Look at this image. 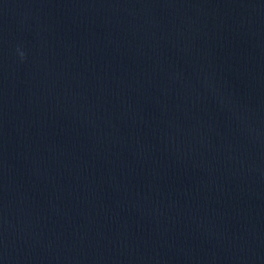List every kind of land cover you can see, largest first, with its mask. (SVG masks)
<instances>
[{"label": "water", "instance_id": "water-1", "mask_svg": "<svg viewBox=\"0 0 264 264\" xmlns=\"http://www.w3.org/2000/svg\"><path fill=\"white\" fill-rule=\"evenodd\" d=\"M0 264H264V0H0Z\"/></svg>", "mask_w": 264, "mask_h": 264}, {"label": "clouds", "instance_id": "clouds-1", "mask_svg": "<svg viewBox=\"0 0 264 264\" xmlns=\"http://www.w3.org/2000/svg\"><path fill=\"white\" fill-rule=\"evenodd\" d=\"M21 56L23 57V53H21Z\"/></svg>", "mask_w": 264, "mask_h": 264}]
</instances>
